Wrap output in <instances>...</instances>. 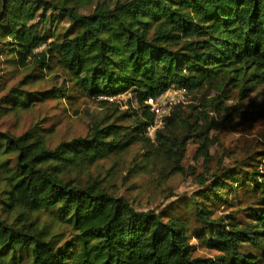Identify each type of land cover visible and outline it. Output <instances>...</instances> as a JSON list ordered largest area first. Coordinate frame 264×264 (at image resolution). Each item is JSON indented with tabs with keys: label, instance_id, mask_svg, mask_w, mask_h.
Masks as SVG:
<instances>
[{
	"label": "trees",
	"instance_id": "1",
	"mask_svg": "<svg viewBox=\"0 0 264 264\" xmlns=\"http://www.w3.org/2000/svg\"><path fill=\"white\" fill-rule=\"evenodd\" d=\"M52 74L60 86L36 89ZM263 85L264 0H0V120L52 99L104 106L131 93L138 104L55 145L46 117L0 130V264H264V148L227 164L210 139L223 120L210 111L231 116L224 94ZM182 88L199 104L176 105L153 141L146 101ZM190 141L203 170L187 174ZM139 144L153 154L130 173L159 151L167 177L197 189L171 190L163 210L119 195L110 179Z\"/></svg>",
	"mask_w": 264,
	"mask_h": 264
},
{
	"label": "rangeland",
	"instance_id": "2",
	"mask_svg": "<svg viewBox=\"0 0 264 264\" xmlns=\"http://www.w3.org/2000/svg\"><path fill=\"white\" fill-rule=\"evenodd\" d=\"M115 1L117 0H94V5H109ZM18 79L19 77L14 82H17ZM62 82V78H56L55 74H52L38 84L36 89L39 87L48 89L53 85L60 86ZM199 96L201 95L191 94L188 99L189 102L183 104V110L186 113H189V105L199 104L198 100L195 99ZM209 96L214 97L216 94L211 91ZM224 96L225 98H222L223 103L231 110V116L228 118L224 114L220 115L216 111H210L211 116L217 121L223 119L220 127L214 128L210 132V139L214 143L211 153L215 155L216 162L224 159L227 164H230L233 162L231 158L234 156L243 159L251 151L264 148V85L255 92H250L251 98L248 99H242L239 91L234 88H231L228 96L225 94ZM114 97L116 98L113 100L109 99L113 103L104 106L96 101L83 100V98H80L78 104L74 106L71 105L69 99L48 100L43 104H38L28 112L21 113V116H10L0 120V130L10 129L20 134L29 129L37 119L46 117V123H55V135L52 139L55 145L62 140L85 136L90 129L93 115L105 117L108 112L116 107H119L122 111L129 110L130 106L133 108L138 107L136 100H132L133 95L131 93ZM150 148L152 147H146L143 144L134 146L126 160L114 170L110 184L113 190L117 189L119 195L128 196L139 210L153 208L163 210L173 199L166 201L164 204L165 196L169 195L171 190L179 195L191 194L197 189L198 185L194 177L186 174H178L171 178L169 175L167 177L172 170L171 167L167 166L166 156L159 151L155 153V156H157L155 162L152 161L153 163L147 164V170L139 171L138 175H135L134 171L130 173L129 170L133 169L136 163H140L138 164L140 166L149 161L150 156L153 154L149 153L150 155H148ZM198 148L197 143L191 141L188 143L186 159L183 162L187 174L195 168L198 171L203 170V160H198ZM108 165L110 163L105 164V166ZM93 170L97 172L96 167ZM86 178L88 179L87 176ZM198 253L207 256L215 254V252L209 250H199Z\"/></svg>",
	"mask_w": 264,
	"mask_h": 264
},
{
	"label": "built area",
	"instance_id": "3",
	"mask_svg": "<svg viewBox=\"0 0 264 264\" xmlns=\"http://www.w3.org/2000/svg\"><path fill=\"white\" fill-rule=\"evenodd\" d=\"M114 98L116 97H109L108 99L113 100ZM188 99L189 92L186 88L174 89L167 91L158 97H150L146 101V104L149 106L150 111L155 114L157 120L154 124L147 127L148 137L155 141L158 130L165 126V118L172 114L176 105L186 103Z\"/></svg>",
	"mask_w": 264,
	"mask_h": 264
}]
</instances>
